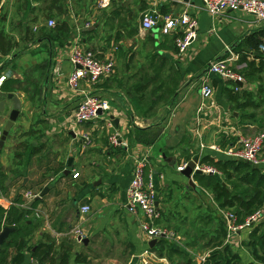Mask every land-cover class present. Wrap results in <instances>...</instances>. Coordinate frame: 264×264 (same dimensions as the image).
<instances>
[{
    "label": "crops",
    "instance_id": "crops-1",
    "mask_svg": "<svg viewBox=\"0 0 264 264\" xmlns=\"http://www.w3.org/2000/svg\"><path fill=\"white\" fill-rule=\"evenodd\" d=\"M43 1L0 0V134L13 107L4 93L13 92L20 99L19 113L0 148V172L5 174L0 205H9L18 195L24 201L26 190L36 193L48 186L40 199L31 202L33 196L26 206L20 203L30 210L24 221L31 231L24 237L21 258L9 263L145 264L141 256L148 248L152 254L147 255V264H158V260L164 264L167 258L151 249L157 240L150 246L142 234L141 212L125 206L134 159H145V170L154 173L161 225L183 239L174 225L192 215L200 201L204 207L200 197L208 195L205 199L209 200L211 195L199 192L194 178L195 186L189 184L176 165L188 152L228 157L224 150L235 145L239 136L264 131V96L257 90L264 72V52L259 50L264 43V22L240 10L211 14L201 0H80L85 5L77 10L85 17L80 20L69 13L73 12L70 1L62 0L70 17L65 18L68 35L61 40L37 36L42 25L49 26L54 11L43 6ZM36 5L39 17L34 13ZM149 9L155 10L159 21L164 14L184 9L197 19V35L184 51L177 47L178 33L140 27L141 14ZM42 14L45 21L36 23ZM27 30L34 35L29 36ZM7 38L10 48L2 52ZM257 38L261 40L256 48ZM75 41L100 58L113 54L114 72L95 83L83 78L79 90L69 88L66 77L73 65L68 52ZM149 46L158 52V60H164L167 71L174 65L182 78L175 102L159 104L153 114L143 116L135 111L119 80L130 86L138 78L140 68L147 64ZM231 54L232 66L242 73L245 60L261 68L251 80L244 75L238 90L207 69L212 59ZM35 64L40 73L33 100L20 89L2 88L4 79L22 78ZM202 75L212 84L210 99L200 93ZM83 91L105 95L109 108L79 124L72 120V111ZM251 100L257 105H251ZM82 131L92 134L90 144L82 141ZM113 131L126 145L109 143L107 136ZM74 171L78 172L75 177ZM83 204L90 209L83 212ZM76 228L82 230L81 236L75 234ZM249 231L238 229L229 240L245 238Z\"/></svg>",
    "mask_w": 264,
    "mask_h": 264
},
{
    "label": "trees",
    "instance_id": "trees-1",
    "mask_svg": "<svg viewBox=\"0 0 264 264\" xmlns=\"http://www.w3.org/2000/svg\"><path fill=\"white\" fill-rule=\"evenodd\" d=\"M47 7L56 10L61 9L60 7H64V5L61 0H49ZM68 28L65 18L56 20L54 25H42L37 36L47 38L57 36L63 40L68 35ZM27 33L30 36L31 30H27ZM261 33H264V30ZM260 40V38L255 39L256 48ZM4 43L7 45L2 42V52L10 48L9 40ZM154 51L148 52L147 64L140 68L138 78L130 86L126 85L123 80H119V85L126 87L124 89L129 102L135 111L143 116L153 114L159 104L175 102L176 89L182 78V73L174 65L171 68L172 71H167L164 60H158L159 54ZM245 61L243 73L248 80H251L254 72L260 71L261 68H255L253 62ZM39 73V65L35 64L32 71L24 72L22 78H6L2 81L1 86L6 90L20 89L30 100H33L38 90ZM227 81L234 84L232 80L227 79ZM232 96L233 94L229 93V97ZM251 105L256 106L257 103L251 100ZM136 129L141 128L136 127ZM193 153H186L184 158L189 159ZM200 160L214 165L220 171V173H195L193 175L198 184V191L204 194H206L205 190L208 191L218 208H233L238 221H241L260 205L264 206V164H253L233 156L216 157L208 153L200 155ZM147 170L146 167V173ZM4 177L5 174L0 172V183L2 184ZM22 202L21 195H18L9 205H0V230L6 225L14 227L0 243V264L18 261L21 258L20 249L23 246L24 237L31 231L29 224L24 221L30 210L21 207L20 203ZM210 212L204 209L200 201L195 206V212L192 215L183 217L181 224L174 225L176 228L174 231L184 235L183 245L169 241L167 237H160L151 249L156 250L159 256H166L171 264H193L191 255L186 252L185 247L200 252L214 245L203 264H242L239 261V253L234 250L231 252L230 246L222 243L226 232V221ZM161 220L159 210V217L156 221L161 224ZM248 233L242 243L252 249L253 256L259 259H256L257 262L264 261V257L259 253H264V228L256 226ZM216 245H220V247ZM12 249L15 250L13 255ZM253 259L255 260V258Z\"/></svg>",
    "mask_w": 264,
    "mask_h": 264
},
{
    "label": "built area",
    "instance_id": "built-area-1",
    "mask_svg": "<svg viewBox=\"0 0 264 264\" xmlns=\"http://www.w3.org/2000/svg\"><path fill=\"white\" fill-rule=\"evenodd\" d=\"M203 8L211 14L219 15L227 9L243 11L253 15L257 20L264 22V0H201ZM48 25H54L53 18L48 19ZM197 19L186 9L175 14H164L162 20H158V16L154 9H149L141 14L140 27L144 30H150L153 27L159 28L161 33L167 34L171 32L178 33L176 36V44L179 51H184L197 35L196 32ZM260 50L264 52V43L259 45ZM230 50V49H228ZM232 53V52H231ZM232 54L230 56H222L212 59L207 66L209 72H212L225 80L234 82V89L238 90V82L245 80L244 74L232 66ZM68 59L73 65L69 71L66 81L72 90L80 89V81L85 78L90 83L97 82L100 78L109 76L114 72L115 58L113 54L106 55L104 58L96 56L91 48H84L79 41H75L68 52ZM200 93L203 98L210 99L213 94V87L207 76L200 77ZM109 108L107 99L97 96L91 92L83 91L78 103L72 111V120L76 123H83L101 116L104 111ZM101 110L99 113L98 110ZM80 137L85 144L92 142V134L90 131L80 132ZM108 141L112 145H126V141L122 140L117 131L110 132L107 136ZM203 147V144H200ZM217 147V146H216ZM229 156L247 160L253 164H264V131H257L251 135L239 136L235 145L224 150ZM195 158L193 170L198 168L202 173H220V171L212 164L201 162L200 154L191 156L189 159ZM189 159H185L176 165V170L181 171ZM146 160L135 158L132 166L129 182L126 187L125 206L132 212H141L143 218L140 221V228L146 241L152 238L158 240L160 237L178 239L175 232L163 227L157 223L159 217V208L156 204L157 190L155 186V178L152 170L145 172ZM78 172H72V176H77ZM162 177L161 175H159ZM34 193L26 190L23 193L25 200L22 202L24 206L27 199L33 197ZM205 193L209 194L205 190ZM90 209L88 204H83L81 210L83 212ZM226 221L227 237L232 238L238 229L248 225L260 216L261 210H255L251 215L240 223L237 215L232 211H224ZM82 230L75 229V234L81 236ZM148 254H152L149 249L142 252V262L147 264ZM206 254H200V259L196 264H203L206 260ZM147 257V258H146ZM10 264V263H7ZM164 264H169L166 260Z\"/></svg>",
    "mask_w": 264,
    "mask_h": 264
},
{
    "label": "rangeland",
    "instance_id": "rangeland-1",
    "mask_svg": "<svg viewBox=\"0 0 264 264\" xmlns=\"http://www.w3.org/2000/svg\"><path fill=\"white\" fill-rule=\"evenodd\" d=\"M49 0H44L43 1V6H46V4H47V2H48ZM62 1V0H61ZM70 1V6L72 7V9H73V12H72V10H71V12H69L70 14H72V16H78L79 17V19L81 20V19H84L85 17H84V15L83 14H78L79 12H77V10H78V8L79 7H81V3L80 2H78V1H80V0H68L67 1V3ZM72 2V3H71ZM38 6L39 5H36V7H34V13H36V15L35 16H37V14L39 13V11H38V13L36 12V10H38ZM82 6H85V5H82ZM61 9H56V10H54L53 11V15H52V18L55 20V22H56V20H60V19H64V18H68V17H70V15H69V13L67 12V10L64 8V7H60ZM42 13V12H41ZM33 13H31V15H32ZM38 17H39V14H38ZM45 21V16L42 14V16H41V20L40 21H38L37 20V22L36 23H38V24H41L42 22H44ZM29 22H30V20H29ZM34 31V30H33ZM31 35H34V32H32L31 33ZM20 38L21 39H23V36H21L20 35ZM147 39L148 38H150L149 36H147L146 37ZM9 41H10V39L9 38H7ZM22 44H25V41L24 40H22V42H21ZM147 43H148V41H147ZM148 47V46H147ZM153 50H155L154 48H152L151 46H149V51L148 52H152ZM260 50V49H259ZM261 52H263L262 50H261ZM110 76V75H109ZM257 90H258V92L260 91V92H262L263 93V96H264V72H263V75L261 74V80H260V84H257ZM94 94V93H93ZM95 95H97V96H100V97H103V96H105V95H102V94H97V93H95ZM107 96V95H106ZM78 103V102H77ZM158 112V111H157ZM158 114V113H157ZM206 196H208V195H205V198H206ZM201 198V200H202V202L204 203V209L205 210H208V211H211L210 213H212L213 215H215V216H217V217H219V218H222V220H225L224 219V213H223V211H227V210H229V211H232V212H234V210H233V208H231V207H225V208H218L214 203H212L210 200L212 199L211 197H209V200H207V199H205L204 197H203V199H202V197H200ZM222 210V211H221ZM256 210H261V214H260V216L259 217H257V219H255L254 221H252V222H249L248 223V225H246V226H244V228L246 227V228H248V230H251L252 228H255L256 226H260V228H264V206L263 205H260L259 206V208H257ZM252 213H250V214H248V215H246V217L243 219V220H241V221H239L240 223H243L244 221H245V219H247V217L249 216V215H251ZM225 228H226V225H225ZM226 230V229H225ZM249 234V233H248ZM247 234V235H248ZM240 238V237H239ZM239 238H237L236 239V241L234 242V241H231V240H229V238L227 237V230H226V232H225V234H224V240H223V245L224 244H227V245H229L230 246V250H231V252H233V250L234 251H237L238 253H239V255H240V259H239V261L242 263V264H264V261H259V262H257L256 261V259L257 260H259L258 258H256V257H254L253 256V253H252V249L250 248V247H248V246H246V245H244L243 243H242V241L244 240V238L243 237H241L240 238V240H239ZM246 238V237H245ZM182 238H180L179 237V240H176V239H174V238H167V240H169V241H175L176 243H178L179 245L181 244V245H183V239L181 240ZM216 246H218V247H220V245H216ZM214 247V245H211L209 248H206L205 250H203V251H193V250H191L190 248H188V247H185L186 249V252H188V254H190L191 255V258H192V260H193V264H196L197 263V260L198 259H200V254H206L205 256H209V254H210V252H211V250H212V248ZM156 251V250H155ZM260 254H262V257H264V253H262V252H259ZM159 257V256H158ZM166 257V256H165ZM159 258H161V257H159ZM167 258V257H166ZM198 258V259H197ZM253 258H255V260L253 259ZM168 260V259H167ZM148 261H150L149 259H148ZM161 261L162 260H158V264H162L161 263ZM168 262L170 263V261L168 260Z\"/></svg>",
    "mask_w": 264,
    "mask_h": 264
},
{
    "label": "water",
    "instance_id": "water-1",
    "mask_svg": "<svg viewBox=\"0 0 264 264\" xmlns=\"http://www.w3.org/2000/svg\"><path fill=\"white\" fill-rule=\"evenodd\" d=\"M4 95L7 96L8 98H11L13 107L9 112L8 119L4 123V126L0 134V148L2 147L4 140L8 134V131L12 126L14 120L16 119L20 109V99L17 94L13 92H5ZM2 105H3V99L0 100V108L2 107ZM98 112L100 113L101 110L99 109ZM194 165H195V158L189 159L187 165L181 170V172L188 178L189 184H191L192 186H195L193 175L195 173H202L201 170L198 168L193 170ZM47 190H48V186L45 185L36 195H34V197L31 199V202H33V200L35 199H40L43 196V194L46 193ZM156 204H157V200H156ZM12 229L13 227L11 226H7V225L3 226V228L0 230V243L4 241L5 237ZM155 242H156V238H152L149 240L148 244L152 246Z\"/></svg>",
    "mask_w": 264,
    "mask_h": 264
}]
</instances>
